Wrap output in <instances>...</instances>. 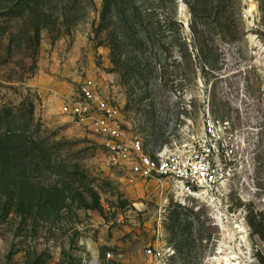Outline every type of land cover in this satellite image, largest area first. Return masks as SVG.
<instances>
[{
	"label": "rangeland",
	"instance_id": "374dc122",
	"mask_svg": "<svg viewBox=\"0 0 264 264\" xmlns=\"http://www.w3.org/2000/svg\"><path fill=\"white\" fill-rule=\"evenodd\" d=\"M85 84L147 148L230 121L243 149L223 206L264 264V0H0V133L40 144L0 145V264H143L146 244L204 264L221 235L209 205L131 175L72 121Z\"/></svg>",
	"mask_w": 264,
	"mask_h": 264
},
{
	"label": "built area",
	"instance_id": "2783aa9c",
	"mask_svg": "<svg viewBox=\"0 0 264 264\" xmlns=\"http://www.w3.org/2000/svg\"><path fill=\"white\" fill-rule=\"evenodd\" d=\"M249 11L253 18L252 9ZM64 110L75 124L102 136L112 163L140 178L167 179L179 193L209 205L221 235L213 239L204 264L257 263L260 246L249 239L243 214L230 213L228 206H223L230 183L241 168L237 151L243 149L242 137L229 120L203 114L201 131L188 141L147 148L141 139L119 129L113 109L87 84L80 86L76 99ZM142 254L143 264H177L174 249L165 244H146ZM105 258H112V252L106 251Z\"/></svg>",
	"mask_w": 264,
	"mask_h": 264
},
{
	"label": "trees",
	"instance_id": "16d2710c",
	"mask_svg": "<svg viewBox=\"0 0 264 264\" xmlns=\"http://www.w3.org/2000/svg\"><path fill=\"white\" fill-rule=\"evenodd\" d=\"M37 7V6H36ZM9 110H2L1 113H4V115L6 117H8V114H11L8 112ZM21 114H28L30 113V109L29 110H19ZM0 113V114H1ZM17 117V114H16ZM17 128V127H16ZM27 133V134H26ZM16 136V152H20L19 150L22 148H28L30 146H34V147H40V144H37V142L35 140H33L32 138H30V136L28 135V132L24 129H16V133H11L10 129L5 130L3 133H0V145H4L6 142H9V140H11V137H15ZM39 149H43V151L48 150V148L46 147H42ZM42 151V150H40ZM46 153V152H45ZM29 186V182L26 183V185L24 187ZM23 187V188H24ZM20 188V182L18 180V178H16V189Z\"/></svg>",
	"mask_w": 264,
	"mask_h": 264
},
{
	"label": "bare ground",
	"instance_id": "6f19581e",
	"mask_svg": "<svg viewBox=\"0 0 264 264\" xmlns=\"http://www.w3.org/2000/svg\"><path fill=\"white\" fill-rule=\"evenodd\" d=\"M227 258V257H226Z\"/></svg>",
	"mask_w": 264,
	"mask_h": 264
},
{
	"label": "crops",
	"instance_id": "0c3cea01",
	"mask_svg": "<svg viewBox=\"0 0 264 264\" xmlns=\"http://www.w3.org/2000/svg\"><path fill=\"white\" fill-rule=\"evenodd\" d=\"M144 260V259H143Z\"/></svg>",
	"mask_w": 264,
	"mask_h": 264
}]
</instances>
